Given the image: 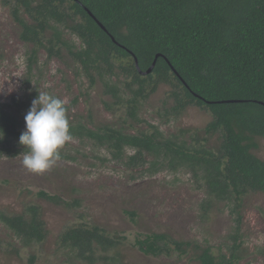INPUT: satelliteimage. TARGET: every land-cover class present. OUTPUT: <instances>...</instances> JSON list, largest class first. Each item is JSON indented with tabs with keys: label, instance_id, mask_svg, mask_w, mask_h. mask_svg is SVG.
Returning <instances> with one entry per match:
<instances>
[{
	"label": "trees",
	"instance_id": "1",
	"mask_svg": "<svg viewBox=\"0 0 264 264\" xmlns=\"http://www.w3.org/2000/svg\"><path fill=\"white\" fill-rule=\"evenodd\" d=\"M2 3L19 25L20 40L35 48L27 59L28 73L36 63L37 49L45 51L47 59L59 58L65 51L90 86L99 81L112 105L124 107L126 118L135 123H144L139 117L141 101L161 84L171 88L170 105L164 104L162 112L157 113L165 123L190 106L211 117L203 129L192 132L186 140L181 134L189 133L187 130L181 131L180 137L166 136L151 124L138 133L113 125L90 128L67 114L71 139L88 141L95 149L106 150L113 160L126 159L128 167L149 165V174L163 168L170 172L186 169L217 201H233L238 206L249 192L264 193V160L253 153L258 148L256 139L264 140V0ZM64 32L75 36L77 43L67 39ZM155 58L152 71L141 74ZM104 106L111 109L109 103ZM0 132V157L14 158L28 151L18 143L23 130L17 118L1 105ZM213 135L220 138L216 151L206 146L207 138ZM127 149L133 154L127 156ZM59 159L70 158L59 152ZM36 195L68 209L79 207L77 200L67 202L44 191ZM0 223L25 246L41 243L46 236L35 205H28L20 215L0 213ZM59 240L63 248L89 264L96 261V251L106 253L121 244V239L112 238L104 229L86 224L67 228ZM134 245L145 255L169 256L184 254L191 243L152 233L139 235ZM195 247L200 264L240 261L236 243L228 248V254L218 255L210 246Z\"/></svg>",
	"mask_w": 264,
	"mask_h": 264
},
{
	"label": "rangeland",
	"instance_id": "2",
	"mask_svg": "<svg viewBox=\"0 0 264 264\" xmlns=\"http://www.w3.org/2000/svg\"><path fill=\"white\" fill-rule=\"evenodd\" d=\"M2 1L0 105L17 118L23 131L24 116L39 92L67 99L70 119L90 128L113 125L138 133L151 124L166 136H180L187 130L189 133L181 134L187 140L210 122L206 111L190 106L165 123L157 113L162 112L164 104L170 105L171 88L161 84L141 101L139 117L144 123H135L126 118L124 107L112 105L99 81L90 86L65 51L59 58L47 59V53L37 49L36 63L28 73L27 59L35 48L20 40L19 25ZM64 33L67 39L77 41ZM256 143L258 148L253 153L264 160V140L257 138ZM219 144L218 135L207 138L206 146L213 151ZM58 151L70 159H58L40 173L22 165L23 154L0 157V213L20 215L28 205L38 206L46 232L43 242L25 246L0 223V264H89L59 243L64 230L80 224L97 226L112 238L121 239L113 250L96 251L93 264H200L195 246H210L218 255L228 254L233 243L239 244L238 264H264V193L249 192L236 206L233 201L221 202L208 196L200 179H194L186 169L170 172L163 168L149 174V165L128 167L126 159L113 160L106 150L76 139H70ZM125 154L133 153L127 149ZM39 191L67 202L77 200L79 207L68 209L42 200L36 195ZM152 233L167 234L191 246L184 254L145 255L134 245L135 240Z\"/></svg>",
	"mask_w": 264,
	"mask_h": 264
},
{
	"label": "clouds",
	"instance_id": "3",
	"mask_svg": "<svg viewBox=\"0 0 264 264\" xmlns=\"http://www.w3.org/2000/svg\"><path fill=\"white\" fill-rule=\"evenodd\" d=\"M67 103V99L47 92H39L32 100L24 116L25 130L18 140L28 150L22 158L26 169L40 173L59 159L58 150L71 139Z\"/></svg>",
	"mask_w": 264,
	"mask_h": 264
},
{
	"label": "water",
	"instance_id": "4",
	"mask_svg": "<svg viewBox=\"0 0 264 264\" xmlns=\"http://www.w3.org/2000/svg\"><path fill=\"white\" fill-rule=\"evenodd\" d=\"M89 14L93 17V15L89 12ZM93 19L94 20H96L94 17H93ZM96 22H97V24L100 26V27H102L101 26V24L96 20ZM112 38V40L114 41V39H113V37H111ZM157 57V56H156ZM155 61H156V58H155V60L153 61V63L151 64V66L146 70V71H144V72H141V74H144V75H146V74H149L151 71H152V69L154 68V65H155ZM134 63H135V66H136V68L139 70V67H138V63H137V60H136V58L134 57ZM176 75H177V73H175ZM178 76V75H177ZM182 81V80H181ZM183 82V81H182ZM224 103V102H223Z\"/></svg>",
	"mask_w": 264,
	"mask_h": 264
}]
</instances>
